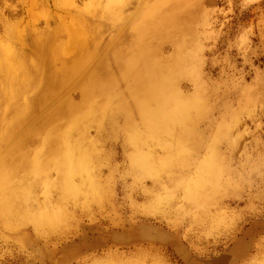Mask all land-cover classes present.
Returning a JSON list of instances; mask_svg holds the SVG:
<instances>
[{"label": "rangeland", "instance_id": "obj_1", "mask_svg": "<svg viewBox=\"0 0 264 264\" xmlns=\"http://www.w3.org/2000/svg\"><path fill=\"white\" fill-rule=\"evenodd\" d=\"M46 4L0 0V264H264V0Z\"/></svg>", "mask_w": 264, "mask_h": 264}, {"label": "bare ground", "instance_id": "obj_2", "mask_svg": "<svg viewBox=\"0 0 264 264\" xmlns=\"http://www.w3.org/2000/svg\"><path fill=\"white\" fill-rule=\"evenodd\" d=\"M46 1L47 0H31V4H32V6H39V7H44V6H47V4H46ZM4 5V4H3ZM78 26H76V25H73L72 27H70L69 29H68V31H69V38H68V44L70 43V44H73L74 45V43L76 42V40H78L77 41V43L79 42V39L81 38L80 36V38H78L77 39V37H76V40H75V36H77L76 35V33H77V31H76V33H75V30H76V28H77ZM80 29V28H79ZM80 31V30H79ZM80 33H82V32H80ZM78 34H79V32H78ZM17 36L16 35H13V33L11 34V32H10V34L8 35V38H9V40H11V41H14L15 40V38H16ZM17 38H19V39H23V36H21V37H17ZM81 39H83V37L81 38ZM82 41V40H81ZM80 41V42H81ZM69 46V45H68ZM71 46V45H70ZM69 48V47H68ZM72 48H73V46H72ZM40 51H41V55H40V58L42 57V58H44V60L43 61H41V65H44L45 67H47V65H48V59H49V57H50V55H47V54H44V52H43V50L42 49H40ZM50 54L51 55H53V56H55V54L54 53H51L50 52ZM0 56H3V58H6V59H8V60H11L10 62L11 63H3V65L0 67L3 71H4V73H6V74H8V73H11V72H14V70H16V64H15V56H10V55H8V54H5L4 55V53L3 52H0ZM40 64V63H39ZM10 65H12V67L10 66ZM71 74L72 75H74L73 73H71V72H67V70H64L60 75H57V74H54V75H52L51 76V79L50 80H52V84H51V87H62V85L64 86L65 85V81L67 82V81H69V79L71 78ZM61 82V83H60ZM68 83V82H67Z\"/></svg>", "mask_w": 264, "mask_h": 264}]
</instances>
